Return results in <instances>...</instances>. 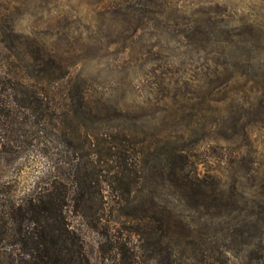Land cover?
Segmentation results:
<instances>
[{"label": "rangeland", "instance_id": "rangeland-1", "mask_svg": "<svg viewBox=\"0 0 264 264\" xmlns=\"http://www.w3.org/2000/svg\"><path fill=\"white\" fill-rule=\"evenodd\" d=\"M0 83V214L58 181L91 264L246 262L222 220L181 206L166 232L158 209L182 205L176 164L207 181L230 155L264 169V0H0ZM123 135L141 143L132 187L97 147ZM94 160L99 231L76 178Z\"/></svg>", "mask_w": 264, "mask_h": 264}, {"label": "trees", "instance_id": "trees-1", "mask_svg": "<svg viewBox=\"0 0 264 264\" xmlns=\"http://www.w3.org/2000/svg\"><path fill=\"white\" fill-rule=\"evenodd\" d=\"M2 96L0 92V98ZM3 112L0 108L1 121L9 118ZM102 142L97 147L114 152L119 159L117 168L120 170L114 177L117 183L128 187L137 184L134 177L141 160L136 156L128 158L125 152L129 143L134 146L141 143L132 142L127 135L114 141L104 138ZM179 157L184 159L182 155ZM99 162L80 165L76 175L82 210L90 212L97 231L106 228L102 223L106 202L93 198L102 177ZM226 162L228 175L210 181L192 177L186 172L184 162V165L172 166L170 182L182 205L162 203L158 209L162 216L160 227L166 232L178 228L171 218L183 216L180 214L184 212L177 213L181 212L178 208L184 206V211L222 220L221 232L229 244L226 250L242 254L246 259L244 264H264V169L246 163L245 157L237 159L230 155ZM67 201L66 185L54 181L30 199L6 205V212L0 214V264H91L83 241L67 221ZM87 213L84 215L89 217Z\"/></svg>", "mask_w": 264, "mask_h": 264}]
</instances>
